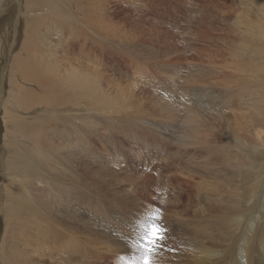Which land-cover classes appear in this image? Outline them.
I'll use <instances>...</instances> for the list:
<instances>
[{"label":"bare ground","instance_id":"1","mask_svg":"<svg viewBox=\"0 0 264 264\" xmlns=\"http://www.w3.org/2000/svg\"><path fill=\"white\" fill-rule=\"evenodd\" d=\"M101 2L0 0V264H76L69 258L78 248L71 223L91 229L79 216L89 208L80 203L78 167L88 168L96 156L90 141L97 132L126 121L132 98L112 94L117 87L86 52L87 43L102 37L95 17ZM234 14L225 54L188 70L189 78H208L205 84L218 89L211 106L220 112L223 148L215 147L229 168L201 174L213 181L196 185L204 200H197L192 218L172 211L187 242L176 239L180 254L156 255L160 263L264 264V0H235ZM142 73H135L141 83ZM135 102L132 110L141 111ZM186 111L191 119L189 106ZM227 112L230 137L223 130ZM201 145H208L204 138Z\"/></svg>","mask_w":264,"mask_h":264},{"label":"rangeland","instance_id":"2","mask_svg":"<svg viewBox=\"0 0 264 264\" xmlns=\"http://www.w3.org/2000/svg\"><path fill=\"white\" fill-rule=\"evenodd\" d=\"M95 9L100 11L95 17L102 21V37L97 44L87 43L86 52L117 87L110 92L132 98L124 112L126 121L122 116L119 125L110 121L109 131L101 128L96 135H105L106 140L93 136L90 149L96 156L88 168L78 167L80 203L89 208L79 216L89 221L91 229L83 222L71 223L77 229L78 248L69 258L76 264H120V257L138 255L130 247L138 235L136 222L147 211L158 210L157 222L166 229V239L154 264H168L160 263L156 255H179L176 239L186 241L172 211L192 218L197 200H204L197 196L196 185L213 181L203 175L209 168H229L216 133L221 128L220 112L211 106L218 103V89L205 84L211 83L208 78L194 73L189 78L188 70L206 66V58L229 47L234 39L235 0H102ZM136 72L146 75L142 83ZM136 100L142 108L139 112L132 110ZM164 106L177 113H160ZM188 106L191 119L186 118ZM225 114L224 135L230 137L231 120L226 122L230 115ZM109 119L101 122L108 124ZM150 123L154 127L147 128ZM193 129L197 134L191 135ZM203 138L208 145H201ZM53 262L45 259L43 264H59Z\"/></svg>","mask_w":264,"mask_h":264},{"label":"snow or ice","instance_id":"3","mask_svg":"<svg viewBox=\"0 0 264 264\" xmlns=\"http://www.w3.org/2000/svg\"><path fill=\"white\" fill-rule=\"evenodd\" d=\"M159 221V211L149 210L136 222L138 235L130 241V247L139 253L119 258L120 264H154V256L166 239L164 229Z\"/></svg>","mask_w":264,"mask_h":264}]
</instances>
